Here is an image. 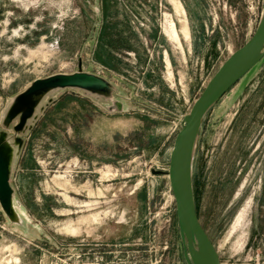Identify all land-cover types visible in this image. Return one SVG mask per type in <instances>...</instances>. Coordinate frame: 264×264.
I'll list each match as a JSON object with an SVG mask.
<instances>
[{"label":"rangeland","instance_id":"obj_1","mask_svg":"<svg viewBox=\"0 0 264 264\" xmlns=\"http://www.w3.org/2000/svg\"><path fill=\"white\" fill-rule=\"evenodd\" d=\"M178 1L182 14L173 0H0V129L15 93L79 58L150 102L84 113L66 93L46 110L13 170L23 224L0 211V264H186L168 177L152 169H168L183 115L264 0ZM171 20L187 26L180 46ZM192 181L220 263L264 264V57L205 116Z\"/></svg>","mask_w":264,"mask_h":264},{"label":"water","instance_id":"obj_2","mask_svg":"<svg viewBox=\"0 0 264 264\" xmlns=\"http://www.w3.org/2000/svg\"><path fill=\"white\" fill-rule=\"evenodd\" d=\"M98 16L99 8H96ZM264 57V7L252 35L220 64L207 81L175 134L166 174L175 201L178 233L186 264H221L214 244L199 222L193 191V161L203 120L210 109ZM82 59L70 73L59 72L31 80L15 93L4 111L0 129V211L11 224H23L24 212L12 184L13 170L25 136L45 108L67 90L78 91L104 106L108 112L126 111L125 95L115 83L83 70Z\"/></svg>","mask_w":264,"mask_h":264},{"label":"crops","instance_id":"obj_3","mask_svg":"<svg viewBox=\"0 0 264 264\" xmlns=\"http://www.w3.org/2000/svg\"><path fill=\"white\" fill-rule=\"evenodd\" d=\"M179 3V5L177 3ZM173 4H174V10L176 13H179V14H182L183 13V8L180 4V2L178 0H173ZM176 4V5H175ZM176 6H180V8L178 9ZM102 18H103V15H102V9L100 8V22H99V26L97 27V34H96V39L97 37L99 36V30H101V27H102ZM182 21V24H181V28L180 30L178 31V29L176 28V25L175 23H173V20H171V23L169 26V35L171 36V40H173L175 43H177L179 46H180V37H179V33H181V35L184 37V38H187L188 37V29H187V26L184 22ZM173 28L176 32V35H177V38L178 40H176L175 36H174V31H173ZM172 31V32H171ZM165 33L167 35V32L165 30ZM168 36V35H167ZM104 73H98V72H95L97 74H100L104 77H106L107 79H109L110 81H112L113 83L116 84V86L118 87V89L120 90V93L125 95V98L127 99L126 100V105H127V108L128 110H133V109H142V106L144 107H147L148 103L150 104V102H147L145 99H142L140 96H138V93H137V89L135 87V85L131 84L129 81L125 80L120 74L118 73H115L111 70H108L106 69L105 71H103ZM66 93H73L77 96H79L80 98L86 100L87 102H85L84 104H82V106L80 107L81 111H83L84 113L85 112H88L89 110H91L93 107H97L98 109L102 110L103 107L100 103H98L97 101H95L94 99L90 98V97H87L85 95H83L82 93L78 92V91H71V90H67L65 92H63L61 95H59L58 97H56L46 108L45 110L43 111V113L40 115V117L37 119L40 120L42 118V116L44 115V113L46 112V110L52 106L55 102H57L61 97H63ZM184 116V115H183ZM183 119V117H182ZM37 121L34 123L33 125V128L32 130L25 136V141L27 139V137L30 135V133L33 131ZM92 126L94 128L97 127V122L94 120V123L92 124ZM25 144V143H24ZM23 150V149H22ZM22 153V151H21ZM21 156V154H20Z\"/></svg>","mask_w":264,"mask_h":264},{"label":"bare ground","instance_id":"obj_4","mask_svg":"<svg viewBox=\"0 0 264 264\" xmlns=\"http://www.w3.org/2000/svg\"><path fill=\"white\" fill-rule=\"evenodd\" d=\"M177 3V2H176ZM176 5V4H175ZM177 8H178V6H176ZM179 8H180V6H179ZM178 8V9H179ZM174 23V22H173ZM172 25V24H171ZM171 25H169V26H171ZM173 31H174V36H175V38H176V40H178V38H177V35H176V32H175V30H174V28H173ZM172 32V31H171Z\"/></svg>","mask_w":264,"mask_h":264},{"label":"built area","instance_id":"obj_5","mask_svg":"<svg viewBox=\"0 0 264 264\" xmlns=\"http://www.w3.org/2000/svg\"><path fill=\"white\" fill-rule=\"evenodd\" d=\"M180 123L182 124V121H180Z\"/></svg>","mask_w":264,"mask_h":264}]
</instances>
